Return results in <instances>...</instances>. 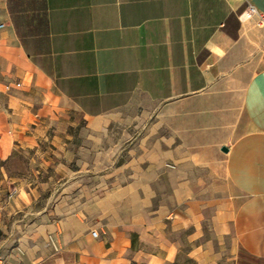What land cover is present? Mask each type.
Returning a JSON list of instances; mask_svg holds the SVG:
<instances>
[{"label":"crops","instance_id":"1","mask_svg":"<svg viewBox=\"0 0 264 264\" xmlns=\"http://www.w3.org/2000/svg\"><path fill=\"white\" fill-rule=\"evenodd\" d=\"M248 5L264 15V0H0L1 158L72 105L88 151L107 142L121 167L110 205L82 212L111 214L157 259H264V26L240 20Z\"/></svg>","mask_w":264,"mask_h":264},{"label":"rangeland","instance_id":"2","mask_svg":"<svg viewBox=\"0 0 264 264\" xmlns=\"http://www.w3.org/2000/svg\"><path fill=\"white\" fill-rule=\"evenodd\" d=\"M12 91L9 89V94ZM64 110L66 116L62 118L37 116L48 119L44 124L46 134L37 144L15 147L5 159L0 156L2 264H196L167 261L164 254L157 259L153 246L137 243L129 247L125 241L132 233H119L111 214L81 211L82 207H92L97 196L104 198L105 206L110 205L112 186L121 167L113 163L117 152L113 153L107 142L102 157L90 153L85 118L72 105ZM10 129L5 126L3 135L12 142L17 134H11ZM126 151V147L121 151L120 163ZM81 160L98 162L97 175L90 174ZM14 188L17 191L11 196ZM80 225L88 227L89 240L85 244L81 239H69L65 233L67 227ZM93 231L99 236H93ZM73 248L77 250L72 252ZM200 264L216 263L206 260ZM237 264H264V259L240 249Z\"/></svg>","mask_w":264,"mask_h":264},{"label":"built area","instance_id":"3","mask_svg":"<svg viewBox=\"0 0 264 264\" xmlns=\"http://www.w3.org/2000/svg\"><path fill=\"white\" fill-rule=\"evenodd\" d=\"M254 16L258 17L257 25L258 26H264V15H262L253 5H248V7L239 14V18L242 22H245ZM5 26H6L5 23L0 22V30L4 29ZM16 86L20 87L21 83H17ZM16 191H17V188H14L11 191V196L14 195L16 193ZM92 234L95 237L99 236L98 231H93ZM0 264H2L1 260H0ZM4 264H7V263H4Z\"/></svg>","mask_w":264,"mask_h":264}]
</instances>
